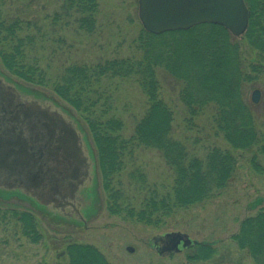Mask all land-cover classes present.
<instances>
[{"label":"trees","instance_id":"1","mask_svg":"<svg viewBox=\"0 0 264 264\" xmlns=\"http://www.w3.org/2000/svg\"><path fill=\"white\" fill-rule=\"evenodd\" d=\"M244 1L250 17L247 30L239 38L254 52V58L243 56L237 37L219 25L205 23L159 35L142 27L136 39L137 57L72 63L52 74L51 68L41 67L35 56L36 49H45L44 41L28 33L30 22L11 15L5 0H0V62L12 76L50 89L80 114L97 149L96 165L101 173L106 209L130 220L155 224L160 216L200 203L223 190L237 167V158L228 149L212 147L201 158L173 137V113L161 96L159 71L179 84L178 98L190 117L204 115L210 109L213 126L232 150L258 147L253 163L257 154L264 159L254 105L244 94V85L251 79L245 69L264 70V0ZM98 12L97 0H62L51 23L75 24L91 34ZM123 81L134 83L145 97V110L134 119L128 136L124 135L125 123L116 112V90ZM138 148L156 151L172 172L167 192L144 189L146 175L132 165ZM128 165L132 169L126 172ZM125 173L127 185L132 182L135 186L133 190L125 189ZM0 213L1 219L19 223L22 234L31 241L41 238L31 213ZM232 240L254 264H264V207L241 221ZM211 247L203 246L198 257H205L203 254ZM66 252L68 264H108L91 245L69 244Z\"/></svg>","mask_w":264,"mask_h":264},{"label":"rangeland","instance_id":"2","mask_svg":"<svg viewBox=\"0 0 264 264\" xmlns=\"http://www.w3.org/2000/svg\"><path fill=\"white\" fill-rule=\"evenodd\" d=\"M97 1L99 12L96 28L91 34L79 30L75 24L61 26V23H51V16L58 11L62 0H5V7L11 15L30 22L27 32L44 41L45 49H36L35 56L41 67L51 68L54 74L72 63L91 64L138 56L136 39L142 25L138 18L137 0ZM237 39L243 56L254 58V52L240 38ZM245 71L251 77L244 85L246 100L252 103V92L259 90V100L252 104L260 142L264 144V70L252 72L247 68ZM0 75L15 84L21 95L36 98L40 103L52 101L68 117L76 120L85 133V142L95 164L92 185L88 182L83 187L91 186L86 189L87 194L90 191V196L82 188L73 201L76 209L85 211L87 215L84 225L79 223V216L71 207H43L21 192L0 190V211L31 213L41 235L36 242L31 241L22 234L19 223L14 219L0 218V264H68L66 248L69 244L93 246L108 264H254L248 253L238 248L232 236L238 233L242 220L255 216L264 207L263 156L257 154L253 163L258 147L248 151L232 150L213 126L210 109L204 115L190 117L179 101V84L173 78L162 71L158 73L161 96L173 113V137L201 158L212 147L228 149L236 156L237 167L223 190L200 203L160 216L155 224H144L111 214L106 209L101 173L98 163L96 165L97 149L80 114L50 89L12 76L1 62ZM144 110L145 97L141 90L132 82H120L116 90V112L125 123V136L131 134L134 119ZM132 165L140 167L145 173V190L164 193L170 188L172 172L156 151L138 148ZM131 169L132 166L128 165L126 172ZM126 177V173L122 175L125 189L133 190L135 186L132 182L128 186ZM172 231L187 234L194 244L161 256L154 250L151 238ZM205 245H212L211 251L204 253L203 258L198 257ZM129 247L133 250L129 251Z\"/></svg>","mask_w":264,"mask_h":264},{"label":"water","instance_id":"3","mask_svg":"<svg viewBox=\"0 0 264 264\" xmlns=\"http://www.w3.org/2000/svg\"><path fill=\"white\" fill-rule=\"evenodd\" d=\"M137 3L143 29L154 35L210 23L240 37L247 30L250 17L244 0H137ZM258 100L256 89L251 101ZM75 121L52 101L40 103L36 98L21 95L15 84L0 75V190L21 192L46 207H71L84 224L86 220L73 201L86 183H93L95 164L85 133ZM86 189L85 194L90 196ZM151 242L160 255L179 251L180 243L182 247L193 243L180 231L157 235Z\"/></svg>","mask_w":264,"mask_h":264},{"label":"flooded vegetation","instance_id":"4","mask_svg":"<svg viewBox=\"0 0 264 264\" xmlns=\"http://www.w3.org/2000/svg\"><path fill=\"white\" fill-rule=\"evenodd\" d=\"M80 212V211H79ZM79 220V219H78ZM190 246H192V245H190ZM189 246V247H190ZM212 246V245H211ZM178 247H179V249L181 250V249H183V248H185V247H182V245H181V243L178 245ZM159 254V253H158ZM160 255V254H159ZM162 256V255H161Z\"/></svg>","mask_w":264,"mask_h":264}]
</instances>
